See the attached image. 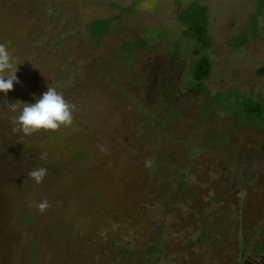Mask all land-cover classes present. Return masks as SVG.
Returning a JSON list of instances; mask_svg holds the SVG:
<instances>
[{
  "label": "rangeland",
  "instance_id": "rangeland-1",
  "mask_svg": "<svg viewBox=\"0 0 264 264\" xmlns=\"http://www.w3.org/2000/svg\"><path fill=\"white\" fill-rule=\"evenodd\" d=\"M193 1L208 7V93L264 100L254 0H0V44L20 63L0 93V264H240L263 242L264 134L188 86L178 15ZM113 17L93 40L88 24ZM48 87L72 124L24 135L9 104Z\"/></svg>",
  "mask_w": 264,
  "mask_h": 264
},
{
  "label": "trees",
  "instance_id": "trees-1",
  "mask_svg": "<svg viewBox=\"0 0 264 264\" xmlns=\"http://www.w3.org/2000/svg\"><path fill=\"white\" fill-rule=\"evenodd\" d=\"M255 15L250 17L249 28L253 35L257 33V18L264 14V0H254ZM116 8L115 5H113ZM116 17L97 19L88 24V30L93 40H99L111 28ZM178 21L183 26L182 38L192 42L190 64V89L200 91L206 95V106L224 113L239 127L259 130L264 134V100L254 99L242 94L237 88H230L225 92L210 95L205 86V81L212 76L213 65L206 52L211 48V38L208 32V7L203 2L193 1L180 11ZM248 33L237 36L232 45L238 49L246 45ZM142 45V42L136 43ZM129 51L130 45L126 46ZM257 73L264 76V68H259Z\"/></svg>",
  "mask_w": 264,
  "mask_h": 264
},
{
  "label": "clouds",
  "instance_id": "clouds-1",
  "mask_svg": "<svg viewBox=\"0 0 264 264\" xmlns=\"http://www.w3.org/2000/svg\"><path fill=\"white\" fill-rule=\"evenodd\" d=\"M17 62L9 53L6 45L0 44V93L7 95L13 90L14 84L20 83L17 72L19 71ZM19 115L15 123L19 131L24 135H32L40 131H57L61 126L67 127L72 124L74 106L69 104L63 95L54 87H48L39 98H35V103L18 101L9 104L11 111H17ZM13 131H17L13 128ZM46 175V169L38 168L29 173L35 183H42ZM40 212H44L47 201H42L37 205Z\"/></svg>",
  "mask_w": 264,
  "mask_h": 264
},
{
  "label": "flooded vegetation",
  "instance_id": "flooded-vegetation-1",
  "mask_svg": "<svg viewBox=\"0 0 264 264\" xmlns=\"http://www.w3.org/2000/svg\"><path fill=\"white\" fill-rule=\"evenodd\" d=\"M240 264H264V240L254 248L253 252L242 253Z\"/></svg>",
  "mask_w": 264,
  "mask_h": 264
}]
</instances>
